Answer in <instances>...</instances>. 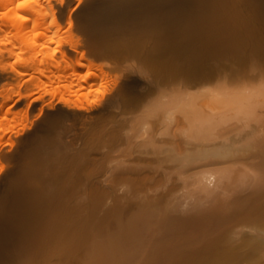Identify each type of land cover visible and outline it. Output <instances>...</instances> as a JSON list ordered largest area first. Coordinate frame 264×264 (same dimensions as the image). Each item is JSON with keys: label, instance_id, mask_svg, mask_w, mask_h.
Wrapping results in <instances>:
<instances>
[{"label": "bare ground", "instance_id": "1", "mask_svg": "<svg viewBox=\"0 0 264 264\" xmlns=\"http://www.w3.org/2000/svg\"><path fill=\"white\" fill-rule=\"evenodd\" d=\"M248 5L0 0V264H264Z\"/></svg>", "mask_w": 264, "mask_h": 264}, {"label": "rangeland", "instance_id": "2", "mask_svg": "<svg viewBox=\"0 0 264 264\" xmlns=\"http://www.w3.org/2000/svg\"><path fill=\"white\" fill-rule=\"evenodd\" d=\"M242 1H243V3L241 2V0H230V5H231L230 9L232 10L231 12H233V8L236 9L239 4H242V5H239L241 8L238 6V8H237L238 12L234 11V13H230L232 15V17L238 16V18H239V16L240 17L246 16V11H247V9L249 7L248 0H242ZM237 2H239V4ZM233 4H235V5H233ZM239 8H240V10H239ZM243 17L241 18V20H245ZM253 59L254 58L250 59L249 61H247L243 65H239V63H238L239 66L237 65V63H236V61L234 59H230V61L227 63L229 66L227 68H225V70L228 69V71H226V73L234 71L233 69L237 70V68H239V67H240L239 71L241 70V71L247 72V71L251 70L252 67L262 68V66H264V63H263L262 60H258V58H257L256 61H255V59L254 60Z\"/></svg>", "mask_w": 264, "mask_h": 264}, {"label": "snow or ice", "instance_id": "3", "mask_svg": "<svg viewBox=\"0 0 264 264\" xmlns=\"http://www.w3.org/2000/svg\"><path fill=\"white\" fill-rule=\"evenodd\" d=\"M27 2H29V0H22V3H27ZM22 19H26V18H23V17H21Z\"/></svg>", "mask_w": 264, "mask_h": 264}]
</instances>
